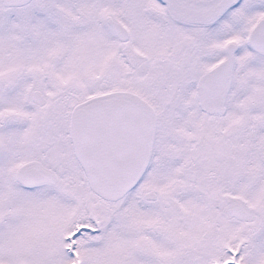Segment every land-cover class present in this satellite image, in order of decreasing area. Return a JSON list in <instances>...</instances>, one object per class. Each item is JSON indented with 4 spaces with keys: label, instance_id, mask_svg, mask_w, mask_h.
Here are the masks:
<instances>
[{
    "label": "snow or ice",
    "instance_id": "1",
    "mask_svg": "<svg viewBox=\"0 0 264 264\" xmlns=\"http://www.w3.org/2000/svg\"><path fill=\"white\" fill-rule=\"evenodd\" d=\"M0 264H264V0H0Z\"/></svg>",
    "mask_w": 264,
    "mask_h": 264
}]
</instances>
